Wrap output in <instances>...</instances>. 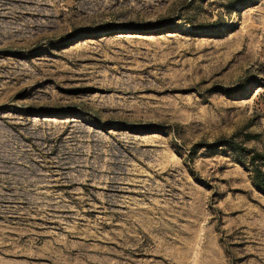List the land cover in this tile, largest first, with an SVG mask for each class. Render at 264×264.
<instances>
[{"label":"rangeland","instance_id":"374dc122","mask_svg":"<svg viewBox=\"0 0 264 264\" xmlns=\"http://www.w3.org/2000/svg\"><path fill=\"white\" fill-rule=\"evenodd\" d=\"M0 264H264V0H0Z\"/></svg>","mask_w":264,"mask_h":264},{"label":"bare ground","instance_id":"6f19581e","mask_svg":"<svg viewBox=\"0 0 264 264\" xmlns=\"http://www.w3.org/2000/svg\"><path fill=\"white\" fill-rule=\"evenodd\" d=\"M80 239L81 240H78V242L74 244L78 250L84 251V254L89 258H93L94 255H100L99 253L102 251L100 245L88 241L86 242L88 236H82Z\"/></svg>","mask_w":264,"mask_h":264}]
</instances>
